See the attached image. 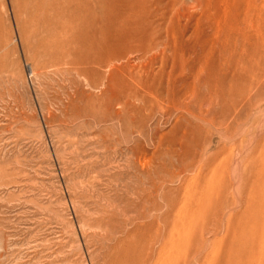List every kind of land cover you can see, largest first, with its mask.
Segmentation results:
<instances>
[{
  "label": "rangeland",
  "instance_id": "1",
  "mask_svg": "<svg viewBox=\"0 0 264 264\" xmlns=\"http://www.w3.org/2000/svg\"><path fill=\"white\" fill-rule=\"evenodd\" d=\"M69 1L0 0V264H264V0Z\"/></svg>",
  "mask_w": 264,
  "mask_h": 264
},
{
  "label": "bare ground",
  "instance_id": "2",
  "mask_svg": "<svg viewBox=\"0 0 264 264\" xmlns=\"http://www.w3.org/2000/svg\"><path fill=\"white\" fill-rule=\"evenodd\" d=\"M66 1H68V0H66ZM71 1V0H70ZM69 1V2H70ZM113 1V0H112ZM128 0H119V2L121 3H119L120 5H124V4H122L123 2H127ZM150 1V0H149ZM149 1H147V3H146V0H143V1H141L142 2V4H140L139 5V3H140V0H136V2L137 3H135V1L133 0V1H131V2H133L132 4H130V3H128L127 4V6L129 5H131L130 7L128 6V8L129 9H127V8H125V5H126V3H125V5L124 6H121L122 8L124 7L125 9H126V11L124 12L125 13V15L126 14H128V16L126 15H124V16H122V14H124L123 13V11H122V8H120L119 7V5L118 4H116V7L117 8H120V10L122 11V13L120 12V17H118L119 16V13H118V15H117V17L118 18H120V19H118V18H116L118 21L119 20H121V21H116V22H118L119 23V25L118 24H116V22H115V27L114 28H116L117 29V27H116V25L120 28V32L119 33H121V34H123L122 36H123V38L121 37V35H120V37L122 38V40H123V43H122V49H121V51L118 53V54H116L115 55V57H113L112 58V60H114V63H115V60L117 61V60H120V59H122V57L124 58V56L127 54V53H129L130 52V50H129V47H130V49H132L133 47L135 48V47H137V43L131 48V46H129L128 44L129 43H131L132 42V44L134 43V41L135 42H140L141 44L140 45H142L146 40H148L149 39V37L151 36V32H150V27H149V25L151 24V27H152V22L151 21H148L147 19H145V20H143L144 18H146V16L148 15H145V17L143 18L142 16H144V15H142V16H140L142 13H144L145 12V10H147L146 9V7L148 6L147 4H150L149 3ZM163 1V0H162ZM113 2H115V1H113ZM161 1H159V3H160ZM110 3H112V2H110ZM158 3V4H159ZM69 4V3H68ZM107 4H109V3H107ZM114 4V5H115ZM160 4H162V3H160ZM165 4V3H164ZM163 4V5H164ZM110 5V4H109ZM166 5V4H165ZM55 6V5H54ZM53 6V7H54ZM70 6V5H69ZM112 6V5H111ZM167 6L168 5H166L165 7L167 8ZM84 7H86V6H74V8H72V10L74 11V14H72L71 15V18L69 19V21H68V23H67V25H66V27H65V30L61 33L62 35H60V38H61V40L60 41H58V45H57V48L56 49H58L59 51L58 52H60V55L62 56V57H64V60L65 61H67V62H69L70 61V64H79V65H81V67L80 68H76V72L78 73V74H80V75H85V74H87L90 70H91V68H93V65L94 66H97V65H99V66H103V64H102V62L101 61H98L97 62V60H96V62L94 61V62H90V60H87V59H82L81 61L80 60H77V59H73V58H71V57H69V55H66L65 53V50H67L66 49V47L68 48V49H70L69 50V52H73L74 51V45L77 43V40L80 38V37H82V35L85 33V31L86 30H88V26H89V22H88V17L86 16V15H80L79 14V12H81V11H83V9H84ZM115 7V6H114ZM113 6H112V8H114ZM161 7V6H160ZM148 8H149V6H148ZM163 8V7H162ZM161 8V9H162ZM165 8V9H166ZM125 9H123V10H125ZM151 9V8H150ZM120 10H118V11H120ZM129 10V11H128ZM128 11V13H126ZM130 11H132L133 12V14H130V15H132L133 17H130L129 18V13H132V12H130ZM144 11V12H143ZM148 11H149V9H148ZM147 11V12H148ZM168 11V10H167ZM167 11H166V13H167ZM141 13V14H140ZM146 13V12H145ZM137 15V16H139V17H137V16H135V15ZM139 14V15H138ZM143 18V19H141V18ZM162 17H163V15H162ZM147 18H148V16H147ZM163 19H164V17H163ZM147 21H148V23H147ZM149 24V25H148ZM65 26V25H64ZM158 26H159V24H158ZM113 28V29H114ZM159 28V27H158ZM112 29V30H113ZM254 29V28H253ZM111 30V29H110ZM111 30V31H112ZM118 30V29H117ZM117 30H115L114 32H115V34L117 35V33H118V31ZM152 30H153V28H152ZM110 31V32H111ZM118 36H119V34H118ZM154 39V38H153ZM156 40V38L154 39V41ZM158 40V39H157ZM149 41H150V39H149ZM160 41V40H159ZM152 42V41H151ZM128 43V44H127ZM147 43H149V42H147ZM165 43V42H164ZM139 44V43H138ZM85 45V44H84ZM129 46V47H128ZM142 47V46H141ZM204 47V46H203ZM72 48V49H71ZM140 47H138L137 49H139ZM137 49H136V52H138L137 51ZM142 49V48H141ZM143 49H144V47H143ZM131 51H134L133 53H135V50H131ZM140 51H143V50H140ZM74 53V52H73ZM130 53H132V52H130ZM102 54V53H101ZM80 55V54H79ZM207 55V54H206ZM100 56V55H99ZM131 56V55H130ZM60 57V56H59ZM111 57V56H110ZM66 58H69L70 60H67ZM206 59H207V57H205ZM201 59V58H200ZM199 59V60H200ZM108 60V59H107ZM106 60V62H108ZM204 60V59H203ZM208 60V59H207ZM110 61V60H109ZM106 62H105V66H107L106 65ZM111 62V61H110ZM110 62H108L107 64H110ZM200 62V61H199ZM206 62V61H205ZM209 62V61H208ZM113 62H112V64H114ZM209 65H210V63H208ZM101 66V67H102ZM114 66V65H113ZM200 66V65H199ZM212 66V65H211ZM72 67V66H71ZM78 67V66H77ZM110 67V66H109ZM201 67H202V65H201ZM210 67V66H209ZM118 68H120V67H118ZM179 68V67H178ZM200 68V67H199ZM212 68H214V67H212ZM220 68V67H219ZM202 69H204V67H202ZM202 69H201V73H202ZM211 69V68H210ZM112 70L113 71H115V70H118L116 67H114V69L112 68ZM213 70V69H212ZM116 72V71H115ZM120 72V71H119ZM210 73L209 71H206V73ZM212 72V71H211ZM97 73V72H96ZM89 74V73H88ZM109 74H111V73H109ZM114 74V73H113ZM112 74V75H113ZM100 75V77H102V75L101 74H99ZM112 75H110V76H112ZM122 75V74H121ZM120 75V76H121ZM203 76V75H202ZM109 77V76H108ZM115 77V78H114ZM117 77H119V75H118V73H115V75L113 76V77H111L112 79H110L109 81L112 83H116V85H118L119 86V88H120V90L122 91V92H118V93H125L124 92V90L127 92L128 90H126L125 88L127 87V86H125L124 85V82H120L118 79L120 78H118L117 79ZM217 77V76H216ZM226 77V76H225ZM100 79V78H99ZM108 79V78H107ZM123 79V78H122ZM206 79V78H205ZM127 80V79H126ZM152 80V79H151ZM207 80H209V79H207ZM220 80V79H219ZM124 81V80H123ZM147 81V80H146ZM222 81V80H221ZM119 82H120V84H119ZM202 82V81H201ZM118 83V84H117ZM126 83V82H125ZM147 83V82H146ZM146 83H145V85H146ZM149 83H151V82H149ZM148 83V84H149ZM152 83H153V81H152ZM216 83V82H215ZM105 84V83H104ZM155 84V83H154ZM162 84V83H161ZM224 84V83H223ZM129 85V84H128ZM144 85V84H143ZM159 85V84H158ZM163 85V84H162ZM161 85V86H162ZM169 85V84H168ZM167 85V86H168ZM215 85V84H214ZM113 86V85H112ZM125 86V87H124ZM136 86V85H135ZM174 86V85H173ZM204 86V85H203ZM143 87V86H142ZM149 87V86H148ZM151 87V86H150ZM160 87V86H159ZM217 87V86H216ZM115 88V87H114ZM129 89H130V87H128ZM138 88V87H137ZM153 88H155V86H153ZM211 88V87H210ZM117 89V88H116ZM145 89H147V87L145 88ZM213 89V88H212ZM136 90V89H135ZM207 90V89H206ZM211 90V89H210ZM112 91H114V90H112ZM116 91V90H115ZM130 91V90H129ZM214 91V90H213ZM208 92V91H207ZM128 93H130V92H128ZM148 93H149V91H148ZM116 94V93H115ZM121 94V95H122ZM126 94V93H125ZM124 94V95H125ZM208 94V93H207ZM211 94V93H210ZM132 95H134V92L131 94V95H129V96H132ZM151 95V94H150ZM123 96V95H122ZM126 96H128V94L126 95ZM132 97H135V96H132ZM115 99V98H114ZM118 99V98H117ZM114 101V100H113ZM159 103V102H158ZM233 104V103H232ZM231 108V107H230ZM227 112H228V110H227ZM228 117V116H227ZM226 117V118H227ZM160 121V120H159ZM223 123V122H222Z\"/></svg>",
  "mask_w": 264,
  "mask_h": 264
}]
</instances>
